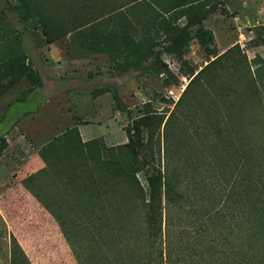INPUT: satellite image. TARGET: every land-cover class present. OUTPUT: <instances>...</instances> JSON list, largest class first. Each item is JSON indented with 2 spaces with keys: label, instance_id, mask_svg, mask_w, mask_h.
I'll list each match as a JSON object with an SVG mask.
<instances>
[{
  "label": "rangeland",
  "instance_id": "1",
  "mask_svg": "<svg viewBox=\"0 0 264 264\" xmlns=\"http://www.w3.org/2000/svg\"><path fill=\"white\" fill-rule=\"evenodd\" d=\"M8 1L26 8L9 11L0 0V96L22 98L9 109L19 114L45 105L24 115L22 130L42 133L36 151L46 166L0 189V264H137L143 249L132 238L146 216V175L157 169L189 183L201 177L195 207L206 203L202 193H233L221 235L241 247L227 248L230 261L264 264V217L246 239L239 211L244 172L255 180L252 196L264 195V0H198L169 12L152 0ZM186 11L205 13L204 40L191 26L187 52L175 57L164 47ZM140 116L146 145L134 153L125 130ZM77 124L93 138L82 143ZM16 159L13 170L27 171ZM159 197L175 264H185L188 244V263L207 264L211 236L183 233L179 202L167 205L163 188Z\"/></svg>",
  "mask_w": 264,
  "mask_h": 264
},
{
  "label": "trees",
  "instance_id": "2",
  "mask_svg": "<svg viewBox=\"0 0 264 264\" xmlns=\"http://www.w3.org/2000/svg\"><path fill=\"white\" fill-rule=\"evenodd\" d=\"M196 1L198 0H169L168 2L161 3L156 0H152L150 5L154 9L169 12L182 5H187L186 9H189ZM4 3L5 8L9 11L19 10L21 12L24 8H26V3L24 1H21L20 4H14L11 1L4 0ZM20 14L22 18H25L23 13ZM183 15L186 16V23L179 32L169 37L168 43L164 47V51L166 53L172 54L175 57H181L187 52L188 42L192 38L189 32V28L191 26L196 25L193 36L196 37L198 42L201 43L204 40L201 33V21L204 19L205 13H200L199 15L193 16L186 11ZM42 26H44V24ZM44 34H47L46 30H44ZM52 40V38H47L46 42L50 43ZM25 76L30 80L32 85L37 81L35 73H31V71H26ZM192 80L193 78L187 83L183 92H185ZM113 98L115 99V95H113ZM18 100L23 99L19 98ZM147 119L148 118L145 116L135 118L132 121L131 129L125 130L127 140L124 145L130 147L131 151L134 153H136L138 150H145L144 148L146 144L142 137L141 128L142 126L149 124ZM76 132L78 133L77 129ZM38 155L44 162V166H46L43 156L40 153H38ZM243 162L244 163L242 164H245L247 163V160L244 159ZM36 172L29 174L28 178L33 177ZM187 179V174L161 172L159 169L146 175V181L148 185V198L145 205L147 207L146 216L141 223V231L132 238L133 246L143 249V254L137 256V264H175L177 259L173 257V233L171 232L172 223L170 222L167 215L164 219L166 221L164 222L165 228L163 233L161 229L162 220L159 204L161 188H163L167 205L171 207L174 201L179 202L178 226L183 233H189V230H194L197 232L204 231L206 232L205 236H211L209 243L211 250L204 257L207 264H232L230 261L232 259H230L227 254V248L231 250L241 246L240 244L237 245L231 241V239L228 238L226 234H221L223 230L227 229L225 211L227 208L226 205L229 204V198H232L234 194L230 193L225 197L209 196L208 198H205L204 194L202 193L203 196L201 197V202L206 203L199 204V206L195 207L194 203L197 202H191L192 200L198 201V195L196 193V186H194V183L196 184L198 181L203 179L201 177L199 179H193L195 182L191 180L190 183ZM241 182L243 187L239 191V196L242 209L240 208L239 211H241V227L244 228V235H246L247 239V236L251 235L250 232L253 228V225L258 224V221L264 217V195L261 191H259L258 193L255 192L256 194L252 196L253 194L250 192L251 190H255L254 188L256 185L254 184L255 180L248 173H243ZM188 185H192V187L189 188ZM186 202H188V204H186ZM221 236H223L224 241H217L221 239ZM190 246L191 245L188 244L185 248L189 253L191 252ZM253 250L254 247L252 246H249L247 249V252L251 253L252 258L254 257ZM188 252L187 256L181 258L182 262L185 264H190L188 262L193 261L191 257L192 255ZM251 256L248 258L252 259ZM236 261L237 262L234 264H243L241 260ZM244 261L246 262L245 259Z\"/></svg>",
  "mask_w": 264,
  "mask_h": 264
},
{
  "label": "crops",
  "instance_id": "3",
  "mask_svg": "<svg viewBox=\"0 0 264 264\" xmlns=\"http://www.w3.org/2000/svg\"><path fill=\"white\" fill-rule=\"evenodd\" d=\"M19 98L20 97H17L4 104V99L0 96V141L4 140L6 142V145L0 152V189L5 187L6 183H9L11 186L15 183L19 185L20 180L24 176L36 172L44 166V162L36 151V143L40 140L42 133L36 128H34L33 131L27 129L26 132V130H22L24 129L22 126L25 122L24 115H34L45 105H40L33 111H26L21 114L16 113L13 110L10 111L9 109L13 102ZM75 126L82 142L93 138L89 135L86 129H84L87 128L85 125L77 124ZM25 137H30L32 139L27 140ZM15 149L20 150L15 153ZM20 157H23L24 161L22 166L25 167L27 171L22 170L21 168L16 171L13 170V167L19 166L20 162L19 160L17 161L16 158L20 159Z\"/></svg>",
  "mask_w": 264,
  "mask_h": 264
}]
</instances>
